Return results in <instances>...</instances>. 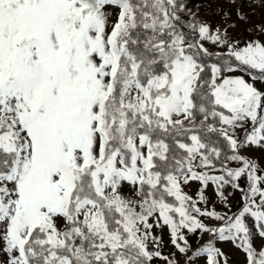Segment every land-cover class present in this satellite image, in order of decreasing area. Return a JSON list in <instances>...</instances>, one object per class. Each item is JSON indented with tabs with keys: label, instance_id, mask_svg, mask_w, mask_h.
Segmentation results:
<instances>
[{
	"label": "snow or ice",
	"instance_id": "1",
	"mask_svg": "<svg viewBox=\"0 0 264 264\" xmlns=\"http://www.w3.org/2000/svg\"><path fill=\"white\" fill-rule=\"evenodd\" d=\"M256 9L0 0V264H264Z\"/></svg>",
	"mask_w": 264,
	"mask_h": 264
},
{
	"label": "rangeland",
	"instance_id": "2",
	"mask_svg": "<svg viewBox=\"0 0 264 264\" xmlns=\"http://www.w3.org/2000/svg\"><path fill=\"white\" fill-rule=\"evenodd\" d=\"M233 12H234V10H233ZM233 18H234V16H233ZM216 19L218 20L219 17H217ZM262 20H264V14H262L260 9H256L255 13H254V15L252 17L251 23L257 24V23H260ZM237 33L240 34V35H244L243 26H241L239 29H237ZM256 155L259 156L261 154L260 153H256ZM226 251L230 252V249H228L226 247ZM231 259L238 261L240 259V257L237 256L235 253H232L231 254Z\"/></svg>",
	"mask_w": 264,
	"mask_h": 264
}]
</instances>
